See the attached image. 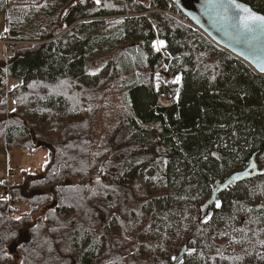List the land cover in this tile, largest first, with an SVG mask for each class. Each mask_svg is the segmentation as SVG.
<instances>
[{
  "label": "trees",
  "instance_id": "obj_1",
  "mask_svg": "<svg viewBox=\"0 0 264 264\" xmlns=\"http://www.w3.org/2000/svg\"><path fill=\"white\" fill-rule=\"evenodd\" d=\"M167 1L0 0L30 43L0 50V141L53 151L41 176L0 183V264L13 245L17 264H172L184 244L180 264H264V75ZM159 159L149 191L137 178Z\"/></svg>",
  "mask_w": 264,
  "mask_h": 264
},
{
  "label": "water",
  "instance_id": "obj_2",
  "mask_svg": "<svg viewBox=\"0 0 264 264\" xmlns=\"http://www.w3.org/2000/svg\"><path fill=\"white\" fill-rule=\"evenodd\" d=\"M172 1L213 43L244 61L257 73L264 75V28L258 27L247 33L238 31L235 27L234 9L229 8V19L223 18L221 5H224L226 0ZM236 3L249 8L257 15L264 16L239 0H236ZM254 155L255 153L251 157V162ZM252 207L264 210L262 203L253 204ZM186 252L187 245L184 244L172 264H180Z\"/></svg>",
  "mask_w": 264,
  "mask_h": 264
},
{
  "label": "rangeland",
  "instance_id": "obj_3",
  "mask_svg": "<svg viewBox=\"0 0 264 264\" xmlns=\"http://www.w3.org/2000/svg\"><path fill=\"white\" fill-rule=\"evenodd\" d=\"M6 15L0 13V36L7 33ZM117 30V23L115 21H108L100 25L95 33L100 37H107L113 35ZM1 44V43H0ZM0 50H3L0 45ZM99 53V52H98ZM97 53V54H98ZM11 81V80H10ZM12 84H8V89ZM163 98H159V103L163 105ZM11 107V103L9 104ZM11 109L9 108L8 111ZM53 151L48 144L41 143L31 153L25 150L8 149L3 141H0V183L6 182L8 185H24L31 180L36 179L45 173L46 169L52 162ZM155 170H143L140 177L137 178L139 185H144L149 191H155L161 185V174L164 169L163 159L154 162ZM253 171V169L251 170ZM12 173L13 177L9 178ZM9 196L7 189L0 188V198ZM259 203V202H258ZM257 204V203H251ZM25 241V240H24ZM16 246L8 247V254L11 256V264H17L20 255L15 251Z\"/></svg>",
  "mask_w": 264,
  "mask_h": 264
},
{
  "label": "snow or ice",
  "instance_id": "obj_4",
  "mask_svg": "<svg viewBox=\"0 0 264 264\" xmlns=\"http://www.w3.org/2000/svg\"><path fill=\"white\" fill-rule=\"evenodd\" d=\"M97 3L100 0H96ZM222 15L225 20L229 19V8L234 9V18L236 21L235 27L240 32H252L256 28H264V16L257 15L253 13L249 8L243 7L236 3V0H226L224 5H221ZM159 47L156 44L153 45L157 51L160 50L164 46L163 41L158 42ZM180 78L174 81L175 83H179ZM219 206V204H217Z\"/></svg>",
  "mask_w": 264,
  "mask_h": 264
},
{
  "label": "built area",
  "instance_id": "obj_5",
  "mask_svg": "<svg viewBox=\"0 0 264 264\" xmlns=\"http://www.w3.org/2000/svg\"><path fill=\"white\" fill-rule=\"evenodd\" d=\"M167 3L170 4V1H167ZM172 5L174 6V4H172ZM172 16H174L176 19H178L183 24H186V25H189L191 27H194V25H192L185 17L180 16L179 12H173ZM0 43L5 45L6 53L11 52V45H14L15 43L17 45H19V46H26V45L30 44V43H28L26 41L15 42V41L9 39L7 36H1L0 37ZM163 105H165V103H163ZM9 177H12V175H9Z\"/></svg>",
  "mask_w": 264,
  "mask_h": 264
},
{
  "label": "bare ground",
  "instance_id": "obj_6",
  "mask_svg": "<svg viewBox=\"0 0 264 264\" xmlns=\"http://www.w3.org/2000/svg\"><path fill=\"white\" fill-rule=\"evenodd\" d=\"M255 153V155H256V152H254ZM253 153V154H254ZM252 154V155H253ZM252 155H251V157H252ZM255 155L253 156V162H251V158H250V165H249V167L247 168V173H249V170L251 171L252 169L254 170V157H255ZM260 203V202H259ZM251 205H253V204H251ZM254 209V208H253Z\"/></svg>",
  "mask_w": 264,
  "mask_h": 264
},
{
  "label": "crops",
  "instance_id": "obj_7",
  "mask_svg": "<svg viewBox=\"0 0 264 264\" xmlns=\"http://www.w3.org/2000/svg\"><path fill=\"white\" fill-rule=\"evenodd\" d=\"M10 84H12V85H14V84H16L14 81H10Z\"/></svg>",
  "mask_w": 264,
  "mask_h": 264
}]
</instances>
